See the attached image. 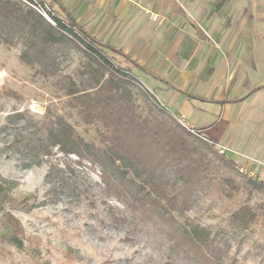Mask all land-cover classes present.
I'll return each mask as SVG.
<instances>
[{
	"label": "rangeland",
	"instance_id": "obj_1",
	"mask_svg": "<svg viewBox=\"0 0 264 264\" xmlns=\"http://www.w3.org/2000/svg\"><path fill=\"white\" fill-rule=\"evenodd\" d=\"M52 5L56 15L64 18L56 5ZM183 17L189 24H194L187 15ZM173 24L180 25L179 22ZM7 27L0 25V127L16 111L29 108L41 117L46 106H52L81 137L87 141L96 139L95 127L84 124L76 110L65 106L66 98L58 91L55 80L44 78L37 73V67H28L21 61L24 43L17 36L15 46L1 43ZM96 35L112 45H119L117 40H108L110 35L107 33L98 32ZM188 35L179 29L172 34H149L148 40L153 44L154 37L157 50L162 48L159 41L164 40L163 55H157L145 66L163 76L169 84L196 95L218 99L244 95L248 81L240 72L235 78L228 72L220 73V68L214 66L213 40L208 38L209 47L197 49L195 42L187 39ZM110 55L120 66L131 68L122 57ZM244 59L243 68L255 70L251 71L255 76L249 75L250 81L258 82L255 77H261V62L257 57ZM81 60L82 55L71 50L61 59L63 74L74 75ZM131 71L164 107L156 112L158 116H169L176 121L182 119L199 130L202 136L230 150L226 157L239 167V172L230 171L234 176L242 178L240 168L247 166L246 158L255 161L249 165L248 171L259 174L263 170L264 98L254 94L251 101L227 106L219 112L209 103L192 102L196 115L205 114L211 119L205 123L184 114V109L190 106L179 92L141 74L136 68ZM8 89L19 94L21 99L17 101L5 96L4 91ZM134 92L139 111L147 115L148 103L141 87H136ZM198 105L206 111L197 110ZM24 126L25 122L21 120L18 129H7L0 135L6 142L0 141V264H196L172 242L155 231L146 230L134 216L132 205L102 181L98 165L65 156L53 147V154L40 166L23 169L20 163L23 144L13 146L11 140L16 134H23ZM214 148L216 150L217 145ZM245 198L246 194L241 193L229 199L214 191L196 198L188 212L189 220L175 217L189 230H193L194 224L199 226V234L208 233L223 246L220 240L226 239V264H264V217L247 230L229 222L231 212L242 205ZM262 203L264 192L254 191L250 204L255 207ZM109 206L124 215L125 221L115 222L109 215ZM7 214L20 222L22 233L17 237L22 243L21 248L10 242L13 230L6 220Z\"/></svg>",
	"mask_w": 264,
	"mask_h": 264
},
{
	"label": "trees",
	"instance_id": "obj_2",
	"mask_svg": "<svg viewBox=\"0 0 264 264\" xmlns=\"http://www.w3.org/2000/svg\"><path fill=\"white\" fill-rule=\"evenodd\" d=\"M54 20L56 26L18 0H0V25L8 26L1 43L15 46L17 36L24 43L21 61L28 67H37V73L44 78L54 79L66 98L65 106L76 110L84 124L95 127L97 137L85 140L52 106H46L41 117L29 108L16 111L0 127V135L7 129H18L21 120L25 122L23 134L11 140L13 146L23 144L22 168L40 166L53 154V147L65 156L98 165L102 181L132 205L134 216L146 230L172 242L192 263L226 264V239L220 240L223 246L210 234H199L200 227L195 224L193 230L187 229L175 216L189 220L188 212L198 196L215 191L233 199L242 193L246 194L245 201L231 212L229 222L250 229L264 217L263 203L255 207L250 204L254 191L264 192V182L244 173L238 179L230 172H239L238 165L216 151L215 142L201 133L192 134L169 116H158L156 112L164 107L131 68L168 82L122 49L87 32L69 14L64 18L55 15ZM73 49L82 55V60L74 75H66L61 59ZM110 53L122 57L131 68L117 64ZM138 86L148 103L147 115L135 103L134 90ZM174 89L189 100L219 103ZM4 94L21 99L10 89ZM108 212L115 222L125 221L124 215L112 206ZM6 220L13 230L10 242L21 248L17 237L22 233L19 220L11 214L6 215Z\"/></svg>",
	"mask_w": 264,
	"mask_h": 264
},
{
	"label": "crops",
	"instance_id": "obj_3",
	"mask_svg": "<svg viewBox=\"0 0 264 264\" xmlns=\"http://www.w3.org/2000/svg\"><path fill=\"white\" fill-rule=\"evenodd\" d=\"M53 3L63 16L69 14L93 36L97 37L98 32L109 34L110 37L107 39L117 40L119 45H112L105 41V38H98L122 49L143 66L152 62L157 55H163L164 40L155 36L156 39H161L159 44L162 48L159 51L155 46L154 37L153 44L148 40L149 34L161 32L172 34L178 29L184 30L189 34L187 39L193 40L197 49L209 47L208 38H211L215 44V47H212L214 66L220 68V73L228 72L235 78L236 73L240 72L244 80L248 81L244 95L230 99L208 98L169 84L163 76L146 66L168 84L137 70L177 92L179 91L174 88L194 96L217 100L219 103H203L214 105L218 112L230 105L249 102L254 94H258L261 99L264 98V0H53ZM184 14L194 20V24H189L184 19ZM174 22H179L180 25H174ZM98 24L99 28H96ZM171 38L170 36L169 39ZM254 57L262 64L261 77L256 75L255 78L258 80L256 83L251 82L249 76L254 75L251 71L255 70L250 67L243 68L245 65L243 60H246L244 58ZM179 93L189 103L190 108L184 109L187 117H197L205 123L211 121L205 114H195V106L191 103L199 100H189ZM196 109L206 111L200 105L196 106Z\"/></svg>",
	"mask_w": 264,
	"mask_h": 264
},
{
	"label": "built area",
	"instance_id": "obj_4",
	"mask_svg": "<svg viewBox=\"0 0 264 264\" xmlns=\"http://www.w3.org/2000/svg\"><path fill=\"white\" fill-rule=\"evenodd\" d=\"M19 1L27 5L29 8L34 10L39 15H41L44 19L50 22L53 26L57 25L54 20V16L56 15V13L52 5L53 0H19ZM177 120L184 128H186L192 134L200 135V131L197 130L194 126H192L190 123L182 119H179V118ZM215 145H217L216 150L222 155L226 156L227 152L230 151L228 148H223L219 146L217 143ZM254 162L255 161L252 160L251 158H246L245 164L247 166L240 168V171L241 173H244L253 179H257L259 181L264 182V165L262 166L263 170L259 172V174H254V172L248 171L249 165L253 164Z\"/></svg>",
	"mask_w": 264,
	"mask_h": 264
}]
</instances>
